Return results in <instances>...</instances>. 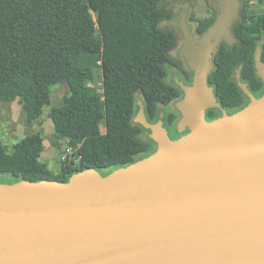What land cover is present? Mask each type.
<instances>
[{
	"label": "water",
	"instance_id": "obj_1",
	"mask_svg": "<svg viewBox=\"0 0 264 264\" xmlns=\"http://www.w3.org/2000/svg\"><path fill=\"white\" fill-rule=\"evenodd\" d=\"M214 5V22L180 51L194 71L176 103L188 131L171 139L139 102L135 121L157 143L146 157L107 175L0 181V264H264V93L240 83L249 102L206 119L223 110L208 75L218 45L236 41L240 0ZM180 29L191 37L184 15ZM255 61L264 82L261 48Z\"/></svg>",
	"mask_w": 264,
	"mask_h": 264
},
{
	"label": "trees",
	"instance_id": "obj_2",
	"mask_svg": "<svg viewBox=\"0 0 264 264\" xmlns=\"http://www.w3.org/2000/svg\"><path fill=\"white\" fill-rule=\"evenodd\" d=\"M252 1L261 0H240L239 18L231 27L236 42L221 44L208 75L218 101L232 111L246 102L234 79L237 67L259 97L264 93L254 68L256 48L264 60V42L259 43L264 41V12L249 13ZM169 16L159 0H0V99H18L32 122L50 103V87L65 82L69 94L49 117L55 145L64 140L78 158L52 173L41 161L42 134L24 136L12 152L0 135V181H67L86 168L107 175L152 153L139 137L143 126L133 121L140 107L136 93L154 119L158 106L177 96V88L165 80L175 37L160 22ZM213 21L214 16L202 19L200 31ZM97 61L101 93L87 84ZM207 114L218 112L212 108Z\"/></svg>",
	"mask_w": 264,
	"mask_h": 264
},
{
	"label": "rangeland",
	"instance_id": "obj_3",
	"mask_svg": "<svg viewBox=\"0 0 264 264\" xmlns=\"http://www.w3.org/2000/svg\"><path fill=\"white\" fill-rule=\"evenodd\" d=\"M159 6L163 11L170 14L167 19L160 22V28L174 33L180 38V13L185 9L189 10V14L185 19L192 28H195L197 20L207 15L206 0H159ZM249 13L258 15L264 12V0L252 1L249 3ZM95 19V13H93ZM179 24V28H178ZM170 51V56L177 57L176 50ZM101 62L97 61L94 67V79L88 81L87 84L94 88L97 93L102 92V70ZM168 66H166V69ZM172 73L170 70L169 75ZM166 79V78H165ZM69 94V88L65 82L54 84L50 87V103L43 108L42 115L29 122L26 119L25 112L18 99L12 101H4L0 99V135L2 142L6 145L7 151L12 152L14 145L24 136L31 133H40L43 137L44 150L41 154V161L50 169L52 173H59L65 162H78V158L74 156V151L68 147L64 140L60 141V145L56 146L54 136V125L49 117V111L54 106H59L63 102V98ZM137 101L141 100V94L136 93ZM101 131H105V125L102 123Z\"/></svg>",
	"mask_w": 264,
	"mask_h": 264
},
{
	"label": "flooded vegetation",
	"instance_id": "obj_4",
	"mask_svg": "<svg viewBox=\"0 0 264 264\" xmlns=\"http://www.w3.org/2000/svg\"><path fill=\"white\" fill-rule=\"evenodd\" d=\"M217 0H206L207 2V6H208V9H207V15H205L202 19L204 18H211L214 16V20L216 18V15L218 13V8L214 5V2H216ZM240 9H241V2H240ZM240 9H239V12H240ZM189 14V10L188 9H185L183 12L180 13V19H181V16L184 15V19H185V16ZM197 20V23H196V26L195 28H192V26L189 25V23L187 22V20L185 19L186 21V25H187V28H188V31L191 35L190 38H185L184 35H183V32L182 30L179 28V24H178V28L180 30V38H177V36L174 34V37H175V44L174 46L171 48L170 51L174 50L177 46L178 47V50H176V53H177V57H172L170 56V51H169V56H170V60L169 62L167 63V75H166V81L168 83H170L171 85H173L174 87H176V91H177V96L175 97V99L171 100L170 102L168 103H164L162 105H159L158 106V110H157V116L159 118L157 119H154V117L145 109V107L143 106V110H144V116H145V119L150 122V123H154L158 120H162V123H163V127L166 129V132L168 134V136L171 138V139H175L179 136H181L182 134L186 133L188 131V128L180 131L178 129V122L180 120V117H181V112L179 111V109L176 107V103L178 100H180L182 97H183V94H184V91L183 89L181 88V86L179 85V82H182L184 83L185 85H190L192 84V81H193V77H194V71L191 70V68L189 67L188 63H187V59L185 56L181 55L180 54V51L183 49L184 47V42L187 41L190 43V45L193 47L194 45V40L195 39H198L204 32H201L200 31V25H201V20ZM214 22V21H213ZM212 22V23H213ZM179 23H180V20H179ZM210 26V25H209ZM208 26V27H209ZM207 27V28H208ZM232 27V26H231ZM232 34V33H231ZM233 36V35H232ZM234 37V36H233ZM235 38V37H234ZM236 39V38H235ZM236 42V41H235ZM234 42V43H235ZM264 42V41H263ZM263 42L259 41L260 44H262ZM225 43L224 41H222L219 45H218V49L220 48L221 44ZM227 44V43H226ZM232 45V44H231ZM218 49H217V52H218ZM257 50V48H256ZM217 52L213 55V58H212V62L214 64V58L217 54ZM255 55H256V51H255ZM255 55H254V68H255V73L257 75V77L263 82V80L258 76L257 72H256V61H255ZM261 61L264 63V60H263V57H262V52H261ZM214 68V67H213ZM241 66L237 67L235 69V73H234V79L236 80V83L237 85L240 87V83H245L247 88L249 89V91L255 96V97H259L258 96V91H257V88H255L253 86V83L249 80H247L245 78V76L243 77V74H241V70H240ZM170 70H172V73L169 75V72ZM213 70V69H212ZM211 70V71H212ZM210 74V73H209ZM264 84V82H263ZM210 85V84H209ZM213 89V92H214V95H215V88L210 85ZM241 88V87H240ZM242 90V88H241ZM243 91V90H242ZM243 95H244V102H245V105L249 102V96L243 91ZM261 94V93H260ZM259 94V95H260ZM216 97V95H215ZM216 100L218 101L217 97H216ZM138 104L140 105L139 102H141L142 104V100H138L137 101ZM219 102V101H218ZM220 103V102H219ZM220 106L223 110L221 109H217V108H213V109H216L218 114H216L215 116L214 115H210V114H207V110L209 109H212V108H209L206 110V113H205V117L207 120H211V119H214L220 115H222L224 112H226L227 114H231L241 108H235L233 111L232 109L233 108H230V107H222L221 103H220ZM140 110V107L138 108L137 112L135 113L134 115V118H133V121L135 123H138V124H141L139 122H136L135 119L137 118V113L138 111ZM142 125V124H141ZM143 126V125H142ZM139 137L140 139H142L143 141L147 142V145L149 146V149L152 150V152L156 149L157 147V143L151 138L150 136V130L146 127L143 126V128L140 130V133H139Z\"/></svg>",
	"mask_w": 264,
	"mask_h": 264
}]
</instances>
